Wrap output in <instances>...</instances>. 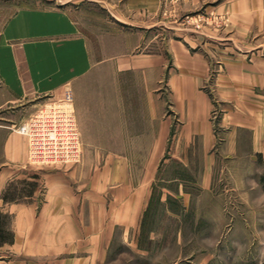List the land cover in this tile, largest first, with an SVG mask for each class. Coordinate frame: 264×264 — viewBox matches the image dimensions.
Segmentation results:
<instances>
[{
	"label": "crops",
	"instance_id": "obj_1",
	"mask_svg": "<svg viewBox=\"0 0 264 264\" xmlns=\"http://www.w3.org/2000/svg\"><path fill=\"white\" fill-rule=\"evenodd\" d=\"M50 1L0 17V228L12 234L0 242V264H113L115 224L136 220L150 200L99 197L92 160L128 155L111 143L142 141L150 130L142 125L151 108L146 27L160 20L162 0ZM183 3L188 10L204 7L208 25L183 37L190 45L173 39L168 51V81L182 123L177 129L182 136L216 139L210 118L215 106L222 108L218 149L252 191L264 169L257 164L259 158L264 163V0ZM68 88L83 162L31 176L27 138L16 126L61 100ZM101 89L115 97L129 94L131 104L75 107L77 97L95 101ZM211 171L205 165L207 184ZM21 178L44 185L5 199L8 186Z\"/></svg>",
	"mask_w": 264,
	"mask_h": 264
},
{
	"label": "rangeland",
	"instance_id": "obj_2",
	"mask_svg": "<svg viewBox=\"0 0 264 264\" xmlns=\"http://www.w3.org/2000/svg\"><path fill=\"white\" fill-rule=\"evenodd\" d=\"M33 4L54 2L0 0V17L6 18L17 6ZM183 7V0H162L160 20L154 26L146 27L145 50L150 68V92L146 95L151 108L149 122L142 125L150 126V130L143 132L142 141L111 143L116 153L128 155L92 160L99 197L150 200L136 220L115 224L117 234L111 252V257L115 258L113 264H264V169L258 175L257 188L245 190V185L234 172L237 166L232 164L230 156L218 149L223 138L219 122L222 108L218 106L210 118L216 139L205 134L182 136L181 129H177L182 123L175 109L176 95H173L168 81V69L172 65L168 51L172 49L173 39L190 45L184 38L197 31H207L208 25L204 7L198 10ZM143 49L140 48L141 51ZM206 89L209 91V86ZM99 91L93 96L95 101H91L90 96L77 97L75 107L110 105L112 102L118 105L125 99L131 104L129 94L117 93L116 98ZM140 96L143 103L142 93ZM56 101L60 100L47 105ZM39 110L19 123L17 130L22 132L24 123ZM83 150L82 144L81 158L77 163L42 165L33 162L28 143L29 171L26 173L34 176L35 171H47L51 167L62 170L74 168L83 162ZM257 164L261 169L264 167L261 158ZM205 165L212 167L210 184L205 183ZM34 184L44 185L37 179L25 182L21 178L16 183L12 182L6 197L9 193L13 196L21 191H30L35 188ZM7 222L4 216V226ZM128 229L129 234L126 235ZM11 238L12 234L7 232L5 240ZM136 244L140 248L134 249Z\"/></svg>",
	"mask_w": 264,
	"mask_h": 264
},
{
	"label": "built area",
	"instance_id": "obj_3",
	"mask_svg": "<svg viewBox=\"0 0 264 264\" xmlns=\"http://www.w3.org/2000/svg\"><path fill=\"white\" fill-rule=\"evenodd\" d=\"M74 101L72 89L68 88L60 101L39 110L21 127L33 162L63 165L80 160L82 141Z\"/></svg>",
	"mask_w": 264,
	"mask_h": 264
},
{
	"label": "trees",
	"instance_id": "obj_4",
	"mask_svg": "<svg viewBox=\"0 0 264 264\" xmlns=\"http://www.w3.org/2000/svg\"><path fill=\"white\" fill-rule=\"evenodd\" d=\"M4 198L6 199V194H5ZM7 232H8V234H11V232L9 230L5 231V229L0 228V242H9L11 240V239L9 241L5 240V235L7 234Z\"/></svg>",
	"mask_w": 264,
	"mask_h": 264
}]
</instances>
